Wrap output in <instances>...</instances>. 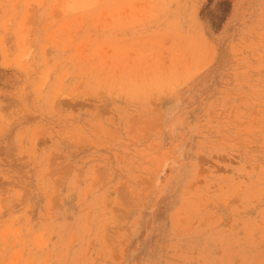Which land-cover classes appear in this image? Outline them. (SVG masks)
Returning <instances> with one entry per match:
<instances>
[{
	"label": "rangeland",
	"instance_id": "rangeland-1",
	"mask_svg": "<svg viewBox=\"0 0 264 264\" xmlns=\"http://www.w3.org/2000/svg\"><path fill=\"white\" fill-rule=\"evenodd\" d=\"M0 264H264V0H0Z\"/></svg>",
	"mask_w": 264,
	"mask_h": 264
}]
</instances>
